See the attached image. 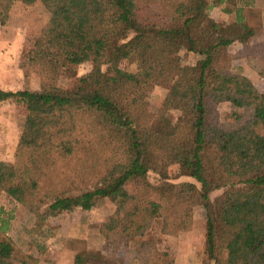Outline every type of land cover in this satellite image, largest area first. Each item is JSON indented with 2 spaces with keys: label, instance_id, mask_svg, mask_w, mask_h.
I'll use <instances>...</instances> for the list:
<instances>
[{
  "label": "trees",
  "instance_id": "16d2710c",
  "mask_svg": "<svg viewBox=\"0 0 264 264\" xmlns=\"http://www.w3.org/2000/svg\"><path fill=\"white\" fill-rule=\"evenodd\" d=\"M40 1L50 18L28 33L20 60L40 88L0 90V103L27 110L14 161L0 162V195L39 221L110 199L121 216L99 226L103 243L75 264H177L146 236L160 220L177 238L199 210L211 264H264V84L235 72L231 53L239 43L264 70V38L253 42L246 17L257 0ZM36 2L0 0V25L17 3ZM149 83L167 90L161 106L140 95ZM224 103L240 110L233 122L220 119ZM172 166L199 186L175 184ZM3 214L0 264H35L2 235Z\"/></svg>",
  "mask_w": 264,
  "mask_h": 264
},
{
  "label": "rangeland",
  "instance_id": "374dc122",
  "mask_svg": "<svg viewBox=\"0 0 264 264\" xmlns=\"http://www.w3.org/2000/svg\"><path fill=\"white\" fill-rule=\"evenodd\" d=\"M212 13L231 27L238 28L233 14L225 13L221 9H213ZM246 17L250 26L257 32L253 42L262 40L264 0H257L252 9H246ZM49 18L50 14L41 1L37 0L32 6L17 3L7 25H0V90L19 91L40 88L39 79L21 68L20 60L28 33L41 29ZM231 53L234 71L246 75L261 88L264 84V70L243 57L239 43L231 47ZM188 59L189 57L186 58L187 61ZM93 63L90 61L81 65L78 69V77L90 72ZM123 67L130 68L131 64L126 62ZM72 83L71 81L70 84ZM139 93L150 98L154 105L161 106L167 90L149 83L142 86ZM238 112L240 110L230 103H224L220 106V119L225 123L233 122ZM26 114V106L21 102L0 103V162L14 161V153ZM169 174L177 185L192 182L199 186L193 178L182 175L179 166L170 167ZM150 178L156 183L155 176ZM0 209L4 210L2 218L9 221V230L2 235L11 239L24 255L32 257L35 264H75V256L78 253L94 251L103 243L99 226L109 218L121 216L119 209L108 198L99 200L91 211L76 209L60 218H46L43 221L29 214L24 207L11 202L5 194L0 195ZM161 227L162 222L159 220L146 238L166 242L176 254L177 264H211L205 255L207 227L202 211L197 212L193 228L181 233L177 238L164 237Z\"/></svg>",
  "mask_w": 264,
  "mask_h": 264
}]
</instances>
